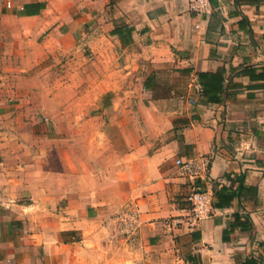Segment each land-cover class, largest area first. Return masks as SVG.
I'll return each mask as SVG.
<instances>
[{
	"label": "crops",
	"instance_id": "0c3cea01",
	"mask_svg": "<svg viewBox=\"0 0 264 264\" xmlns=\"http://www.w3.org/2000/svg\"><path fill=\"white\" fill-rule=\"evenodd\" d=\"M211 3L198 16L189 0H0V264H264V0ZM201 72L222 76L218 102H202ZM161 84L172 94L146 95ZM140 88L157 118L145 142L118 120L86 134L96 160L87 143L82 161L43 145L23 160L14 119L31 103L74 117L82 101L90 121L112 103L118 119ZM198 155L211 166L197 187L234 197L194 224L172 157Z\"/></svg>",
	"mask_w": 264,
	"mask_h": 264
},
{
	"label": "rangeland",
	"instance_id": "374dc122",
	"mask_svg": "<svg viewBox=\"0 0 264 264\" xmlns=\"http://www.w3.org/2000/svg\"><path fill=\"white\" fill-rule=\"evenodd\" d=\"M167 76L170 77V75ZM161 85L156 87L153 90L154 92L150 91V94L146 95L158 96L172 94L170 88L165 85ZM141 91L143 93L140 94ZM174 92L175 93L173 95H177L179 93L177 90ZM134 93L135 95L137 94L136 96H141V98H137L136 101L133 100L132 102H124L123 107L126 112L122 113L118 119L115 117V115L116 113L120 115L121 112H118L112 103L105 106H99V103L96 102L94 104V108L91 110L92 114H94V118L91 121L87 118H84V102L82 101L76 102L75 106H73V110L75 111H72L74 113V117H72L71 114L63 111L66 106L65 103L62 102L56 103L57 108L53 105H50L48 102L40 104L37 102L31 103L28 107H26L25 112L26 110H29L33 111L32 113L28 112V114H26L23 118L19 117L14 119V126L21 129L19 132L22 134L19 136H22L24 142L27 143V151L23 156V160L37 161L38 157L33 154V149L34 147L39 149V147L42 145L48 150L47 157L49 158V161H68V158L71 161H82L84 152H86V150L87 153L90 150L91 156L94 158V160H96V157L100 156V152L98 149L91 150L88 148L89 139L87 135L89 131H92L93 128L97 130L100 127V124L104 127H114L115 125H118V120L123 122V124L133 123L138 125L140 129L138 133V140L139 142H145L149 135L146 129V124L144 123V119L148 117L149 120L153 121L157 120V118H155L153 113L149 112L148 108L144 106L145 103L143 104L144 101L148 104L149 100V97L143 98L144 96L142 95H144V90L140 88L139 91H135ZM190 102H192V99ZM37 105L38 107L36 108ZM45 114L49 115L50 122L44 119ZM100 114L101 116H98ZM5 122L8 123V119L0 118V143L3 141V139H5V136H9L4 131L6 130L3 127V125L6 124ZM151 123L154 124V122ZM73 127H75V129H73ZM84 130L86 133H84ZM173 130H175V128L166 132H162L164 134H162L158 139H154V142L156 144H161L164 141V136L166 137L165 140L169 141L171 137L170 134L171 132L173 133ZM175 133L177 134L176 131ZM42 134H45V136ZM117 138L118 137L116 135L111 134L112 142H114ZM85 143H87V145ZM73 144L75 149L72 150L70 149V146H73ZM84 145L87 146L86 150L84 149ZM112 153L113 150H111L110 153L101 150L102 156H104V154H108V156H110ZM174 159L175 156L172 157V167L177 169V174H179L178 168L175 165V161H173ZM0 161H6L1 151Z\"/></svg>",
	"mask_w": 264,
	"mask_h": 264
},
{
	"label": "built area",
	"instance_id": "2783aa9c",
	"mask_svg": "<svg viewBox=\"0 0 264 264\" xmlns=\"http://www.w3.org/2000/svg\"><path fill=\"white\" fill-rule=\"evenodd\" d=\"M212 7L211 0H189L190 11L198 16L205 15ZM175 165L180 175L192 181L191 189L186 197L189 203L194 224H199L211 218L216 211L214 196L211 191L200 190L195 181L206 179L210 172L211 161L207 155H198L189 158H175ZM176 223H179L175 219Z\"/></svg>",
	"mask_w": 264,
	"mask_h": 264
},
{
	"label": "trees",
	"instance_id": "16d2710c",
	"mask_svg": "<svg viewBox=\"0 0 264 264\" xmlns=\"http://www.w3.org/2000/svg\"><path fill=\"white\" fill-rule=\"evenodd\" d=\"M199 77L202 84L200 92L202 102H218L220 100L218 94L223 89L222 76L209 72H201L199 73ZM224 190L225 187H222L219 191L216 190L215 192L214 205L217 208L228 205L234 197L233 193ZM243 264H259V260L251 257Z\"/></svg>",
	"mask_w": 264,
	"mask_h": 264
}]
</instances>
